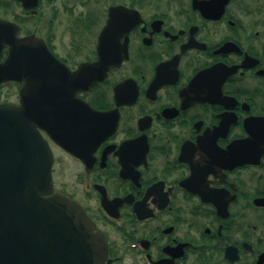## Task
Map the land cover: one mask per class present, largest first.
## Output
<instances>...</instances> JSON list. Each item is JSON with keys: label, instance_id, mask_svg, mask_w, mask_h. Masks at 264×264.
<instances>
[{"label": "flooded vegetation", "instance_id": "af4514ba", "mask_svg": "<svg viewBox=\"0 0 264 264\" xmlns=\"http://www.w3.org/2000/svg\"><path fill=\"white\" fill-rule=\"evenodd\" d=\"M0 71L103 264H264V0H0Z\"/></svg>", "mask_w": 264, "mask_h": 264}, {"label": "water", "instance_id": "95a60500", "mask_svg": "<svg viewBox=\"0 0 264 264\" xmlns=\"http://www.w3.org/2000/svg\"><path fill=\"white\" fill-rule=\"evenodd\" d=\"M37 110L0 105V264H103L93 221L54 191L52 151L38 128L45 111Z\"/></svg>", "mask_w": 264, "mask_h": 264}, {"label": "rangeland", "instance_id": "374dc122", "mask_svg": "<svg viewBox=\"0 0 264 264\" xmlns=\"http://www.w3.org/2000/svg\"><path fill=\"white\" fill-rule=\"evenodd\" d=\"M8 94H10V95H8ZM8 94H7V92H4V96H1L2 98H7L8 97V99H11L12 101L15 99L14 98V94H13V91L12 92H8Z\"/></svg>", "mask_w": 264, "mask_h": 264}]
</instances>
